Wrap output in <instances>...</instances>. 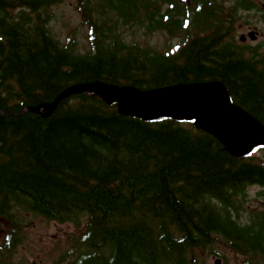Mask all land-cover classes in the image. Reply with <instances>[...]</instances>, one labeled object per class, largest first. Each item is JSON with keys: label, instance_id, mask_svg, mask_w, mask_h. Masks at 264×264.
Listing matches in <instances>:
<instances>
[{"label": "trees", "instance_id": "16d2710c", "mask_svg": "<svg viewBox=\"0 0 264 264\" xmlns=\"http://www.w3.org/2000/svg\"><path fill=\"white\" fill-rule=\"evenodd\" d=\"M64 0H0V255L15 252L22 210L79 230L58 264H204L229 251L264 260V204L240 224L248 188L264 200L262 160L233 158L191 123L123 117L95 94L48 118L23 113L92 82L142 91L218 81L264 125V57L229 32L222 0H77L87 46L48 28ZM177 39L174 51L126 43L118 26ZM229 38V40H228ZM84 219V220H83ZM0 232V233H1Z\"/></svg>", "mask_w": 264, "mask_h": 264}, {"label": "rangeland", "instance_id": "374dc122", "mask_svg": "<svg viewBox=\"0 0 264 264\" xmlns=\"http://www.w3.org/2000/svg\"><path fill=\"white\" fill-rule=\"evenodd\" d=\"M237 1L243 0H222L221 8L227 10L235 5ZM253 4L249 11L239 10L229 38H233L235 44L249 48H257V52L264 54V0H244ZM77 0H64L62 3L51 8V20L48 28L51 35L60 43H68L74 39L78 49L87 46V26L82 24L81 17L76 8ZM118 33L126 43H136L141 47H150L157 51H174L178 40L171 39L161 31L147 33L140 26H118ZM254 33L256 39L249 40L248 35ZM244 36V42L239 38ZM228 38V40H229ZM256 160H262L263 152L256 150L252 153ZM259 188L252 186L248 188L247 198L240 205L246 209L241 213L240 224L247 223L251 211L259 212L262 209L264 200L258 196ZM15 222L19 223L17 231L21 239L15 247V252L8 257L6 254L0 255V264H58L60 259L67 253L71 256L75 252L73 239L79 236L78 228L72 223L58 224L48 221L40 216L24 212L14 211ZM84 220V219H83ZM1 232V231H0ZM2 232L0 233V245L2 244ZM219 252L225 259L208 254L204 264H213L215 258L222 260V264H242L241 256H236L229 251L220 249ZM259 264H264V260L256 257Z\"/></svg>", "mask_w": 264, "mask_h": 264}, {"label": "water", "instance_id": "95a60500", "mask_svg": "<svg viewBox=\"0 0 264 264\" xmlns=\"http://www.w3.org/2000/svg\"><path fill=\"white\" fill-rule=\"evenodd\" d=\"M251 40L253 34H249ZM240 41L244 42L245 37ZM92 93L106 104H115L118 114L141 121L163 118L192 121L196 129L212 136L229 153L238 158L253 148L264 146V126L230 102L223 83L212 81L178 84L141 91L135 87H118L101 82L71 86L55 97L53 102L27 108L23 113H38L50 117L58 105L74 96ZM214 264H221L216 260Z\"/></svg>", "mask_w": 264, "mask_h": 264}]
</instances>
